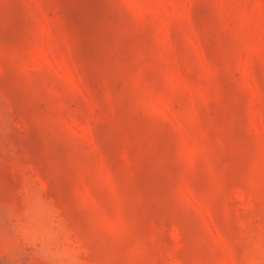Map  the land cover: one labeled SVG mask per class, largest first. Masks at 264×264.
<instances>
[{"label":"rangeland","instance_id":"rangeland-1","mask_svg":"<svg viewBox=\"0 0 264 264\" xmlns=\"http://www.w3.org/2000/svg\"><path fill=\"white\" fill-rule=\"evenodd\" d=\"M0 264H264V0H0Z\"/></svg>","mask_w":264,"mask_h":264}]
</instances>
